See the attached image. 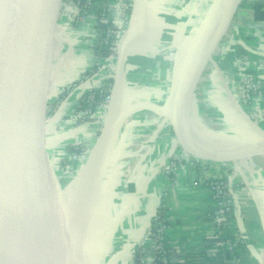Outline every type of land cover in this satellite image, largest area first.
Segmentation results:
<instances>
[{"label": "crops", "instance_id": "0c3cea01", "mask_svg": "<svg viewBox=\"0 0 264 264\" xmlns=\"http://www.w3.org/2000/svg\"><path fill=\"white\" fill-rule=\"evenodd\" d=\"M163 1L169 0H146L145 20L128 44L126 61L118 74L117 46L106 56L94 53L97 29L93 14L76 27L74 11L68 7L61 44L49 40V35L43 39L51 42L50 55L58 51L60 58L54 65L57 74H53L56 81L52 84L64 87L60 162L65 166L69 161L64 157L66 150L74 144L80 146L81 155L73 162L77 173L71 190L75 193L83 189L92 196V230L105 264L120 251L125 252L116 264L132 263L134 251L145 239L161 207L168 218L165 244L174 262L216 261L214 243L218 237L212 222L216 201L208 187L209 172L179 149L172 128L162 115L173 91L177 68L192 42L187 49L178 42L184 47L176 67L174 50L167 47L168 43H159L155 34L171 15V9L162 6ZM251 1L239 3L216 63L208 73L204 71V78L207 75L201 88V96L213 108L211 116L236 128L240 137L247 136L243 141L264 135V22L255 20ZM132 8L133 0L108 2V18L119 32L118 39L125 32L122 27L130 22ZM93 66L97 71L90 74L87 82L81 81V76ZM108 68L110 76L106 74ZM245 73L256 78L261 90L252 100L244 98ZM106 76L112 84L104 119L94 117L93 121L77 123L74 111L81 96L90 87L98 88ZM252 116H259V129L249 124ZM173 158L179 162L174 172H169ZM260 158L239 161L233 175L225 177L232 188V215L226 236H232L237 245L244 243L248 249L247 253L240 252L242 264H257L248 255L252 246L256 252H264V169L242 166ZM234 249L239 252L236 245Z\"/></svg>", "mask_w": 264, "mask_h": 264}, {"label": "water", "instance_id": "95a60500", "mask_svg": "<svg viewBox=\"0 0 264 264\" xmlns=\"http://www.w3.org/2000/svg\"><path fill=\"white\" fill-rule=\"evenodd\" d=\"M239 3L240 0H223L222 21L193 69L185 86L188 93L197 86L221 45ZM68 7L69 0H0V264H17L5 245L7 238L14 240L21 250L48 254L70 264L59 249L50 247L45 236V229L55 225L57 216L66 221L67 212L63 189L57 179L61 172L60 110L64 87L52 85L56 81L53 74H57L54 65H58L60 58L58 51H52L51 56V42L43 41L49 35V40L61 44ZM145 13L146 0H133L128 28L117 44L116 74L124 67L126 48L142 26ZM180 92L174 97L172 91L162 115L185 154L198 163L210 165L264 157V138L214 149L194 144L176 116ZM31 132L38 135L35 157L38 168L44 172L38 200L27 199L23 194L29 175L27 149ZM124 252L116 253L109 264H116ZM83 259L86 264H93L85 250ZM261 264H264V252Z\"/></svg>", "mask_w": 264, "mask_h": 264}, {"label": "rangeland", "instance_id": "374dc122", "mask_svg": "<svg viewBox=\"0 0 264 264\" xmlns=\"http://www.w3.org/2000/svg\"><path fill=\"white\" fill-rule=\"evenodd\" d=\"M213 1L214 0H169L168 3L166 2L167 5L165 1L161 2L164 8L171 9V15L169 19L166 20V22L162 23L161 29L156 30L155 34L159 43H162L163 45L165 43H168L169 46L167 47L169 49L174 50L173 53L176 55V62H177L176 67H178L180 56L182 55L180 51H182L184 46L186 49L189 46L196 32L198 31V29H200L199 26L205 19L207 12L210 6L212 5ZM241 1H245V0H240V2ZM160 18L164 19L161 15ZM178 42H183V44L185 45L183 46L181 45V43ZM116 46L114 47V50H116ZM220 47L221 45L217 47L215 53L211 57V60L208 62L206 69L207 73L212 69L213 64L216 63L218 59V55L221 52ZM206 75L205 78L203 75V79L198 82L194 90L195 92V101H194L195 114L193 115L194 125L206 138L209 139L210 142L214 143L215 147L227 146L229 144H232L233 140H240V139L244 140V138L247 136L245 135L241 136L243 137L242 139L238 135V131L236 128L234 127L232 128L231 126L228 127L226 126V124L224 125L223 123L219 122V120H217L215 117L211 116V113H213V108H211L209 101L203 99V97L201 96V88L202 85L205 83ZM110 102H111V98L108 101L107 107L105 108L106 111L109 108ZM215 112L217 113V111ZM100 114L102 115L103 112L101 113L98 112V115ZM103 119L104 117L100 116L99 120H103ZM248 122L253 127H256V129H259L258 122H253L251 120L250 121L248 120ZM236 133L238 136L236 135ZM252 138L263 139L264 135L250 137V139ZM80 149H81L80 146L74 144L72 147H69L66 150L64 157H66L67 161L68 160L69 161L65 163V166L61 165V172L59 173V178L57 179L60 187L63 189L66 212L71 216L72 220L75 221L78 230L79 231L82 230L83 238L87 245L89 256L93 264H105L104 261H101L100 259L101 257L100 247L96 246L95 234L93 233L92 230V220H91L92 196L91 194L88 193V191L83 192V189L76 191L75 193H73L71 190L72 183L75 181L74 175H76L77 173V168L75 167L73 162L75 159H78L80 157L81 155ZM200 164L203 166L206 165V168L204 169H206L209 172L208 178L210 176H215L217 179L220 178L221 181L227 183V185L229 186V190L232 191L231 184H229L228 181L231 175H233L234 168L240 165L239 161L236 162L230 161V162H225L224 164H217L211 166H209L210 164H205V163H200ZM243 165H245L246 167L258 166L259 168L264 169V158L261 157L256 161L250 160L249 162L243 163L242 166ZM226 175H228L229 177V178L227 177L228 179L227 181L225 180ZM225 230L226 233H228L227 226L225 227ZM233 244L234 247L236 245L237 249L239 250L238 254L235 256L237 257L240 256L241 255L240 252L242 253L248 252L246 246L243 250H241L239 245L235 243ZM234 247L233 250H231V252L233 251L237 252L235 251ZM251 250L252 251L251 252L249 251L250 254L248 255H250L252 261L255 260L257 264H261L263 257L262 256L263 250L261 249L260 251L256 252L253 246ZM246 264H248V262Z\"/></svg>", "mask_w": 264, "mask_h": 264}, {"label": "bare ground", "instance_id": "6f19581e", "mask_svg": "<svg viewBox=\"0 0 264 264\" xmlns=\"http://www.w3.org/2000/svg\"><path fill=\"white\" fill-rule=\"evenodd\" d=\"M239 1V0H237ZM223 0H214L210 6L205 19L201 24V28L194 36L190 46L181 59L180 65L177 68L173 94L176 96L177 92L181 91V98L176 116L179 122L183 125L187 137L197 146L204 149H214V143L210 142L194 125L193 115L195 114V87L187 92L185 86L187 85L194 67L200 60V56L206 49V45L219 28L223 18ZM202 79L200 77L199 81ZM198 81V82H199ZM197 85V84H196ZM173 99L171 100V102ZM38 135L34 136L33 132L29 134L28 138V155H29V175L23 190V194L27 199H39L40 197V182L43 178L44 172L38 168L39 161L35 157L36 148L38 144ZM243 140H233V143H242ZM42 173H39V172ZM87 210V209H86ZM57 215V214H56ZM81 229V228H80ZM45 236L50 247L59 249L63 255L68 259L70 264H86L83 259V250L88 252L87 245L83 238L82 230H78L75 221L66 213V221L61 220L57 216V221L54 226L45 229ZM5 245L11 256L16 260L17 264H64L57 258L44 254L36 253L31 250H21L17 243L11 238L4 240ZM29 251V252H28ZM29 253L30 257L27 256Z\"/></svg>", "mask_w": 264, "mask_h": 264}, {"label": "built area", "instance_id": "2783aa9c", "mask_svg": "<svg viewBox=\"0 0 264 264\" xmlns=\"http://www.w3.org/2000/svg\"><path fill=\"white\" fill-rule=\"evenodd\" d=\"M110 0H69V7L73 9L74 14L72 16L73 22L76 27L81 26L84 22L87 21L90 14L95 16V27L97 29V37L94 43V46L98 45H113V39L119 37V32L112 30L111 26L113 24L109 21L107 5ZM111 23V26L105 31V34L102 35L98 31V24L107 25ZM129 21L122 27L123 31L128 28ZM117 44V43H116ZM114 45V47L116 46ZM110 71V72H109ZM111 69L106 70L107 76L111 75ZM89 74H83L81 76V81L87 82L89 80ZM106 76V78H107ZM102 83V82H101ZM242 84L244 87V98L245 100H252L258 96L261 92L260 87L256 78L249 74L245 73L242 76ZM101 86V84H100ZM99 86V87H100ZM98 87V88H99ZM96 88H88L86 93L85 104H89L93 98V90ZM111 89L108 92V95L104 98L103 102L100 103L95 113L92 114L91 110L88 107H84L77 112V116L82 118L88 117H105L106 110L105 108L108 105L110 100ZM98 112H103V114L98 115ZM259 116H252L249 121L258 122ZM264 119V117H262ZM179 160L174 158L169 166L170 170L174 172L176 169L177 163ZM201 165V164H200ZM203 166V165H202ZM211 166V165H209ZM206 168V165L203 166ZM208 187L212 193L213 198L216 201V208L212 213V222L215 226L214 232L218 237L217 241L214 243V257L216 259L214 264H242L240 256H233L230 259H226L223 251L233 250L234 244L233 240L226 238L225 227L232 215V193L229 190L227 183L217 179L215 176L209 177ZM164 208V207H162ZM168 218L165 215V209L163 215H157L154 219L152 227L150 226L145 239L139 244L138 249L142 251V254L139 256V264H157L159 261L160 264H171L174 262L173 255L170 249L165 244V234L168 230ZM241 250L245 248L244 243H238ZM178 264H186L184 260L179 261Z\"/></svg>", "mask_w": 264, "mask_h": 264}, {"label": "trees", "instance_id": "16d2710c", "mask_svg": "<svg viewBox=\"0 0 264 264\" xmlns=\"http://www.w3.org/2000/svg\"><path fill=\"white\" fill-rule=\"evenodd\" d=\"M251 7L253 9V14H254V18L257 21H263L264 22V3L260 2L259 0H252L251 1ZM111 26V23L109 22L107 25H103V24H98V31L103 34H105V31ZM112 30L118 31L116 28H113L111 26ZM118 42V38L113 39L112 43L113 45H98L94 48V53L95 54H99L102 53L104 56H106L107 54H109L111 52L112 49H114V45ZM96 66H93L92 69H90L89 71H87L85 74H92L95 72ZM111 84H112V79L110 77L105 78L102 83L101 86L99 88L94 89L93 92V98L91 103L89 104H85V99H86V93H84L80 100L78 101L76 107H75V116H76V122L77 123H87L90 121L94 120V117H88V118H82L77 116V112L79 110H81L82 108H84L85 106L88 107L92 114L95 113V111L97 110L98 106L100 105V103L103 102L104 98L108 95L109 90L111 89ZM164 212V209L159 208L157 210V215L162 216ZM154 221L151 223V227L153 225ZM226 238L228 239H233L232 236L227 235ZM142 254V251L140 249H137L134 251L133 253V260L131 264H139V256ZM223 254L225 256L226 259H230L231 257L237 255V252H231L230 250L225 249L223 251ZM157 264H160V262L158 261ZM171 264H178L176 262H173Z\"/></svg>", "mask_w": 264, "mask_h": 264}]
</instances>
